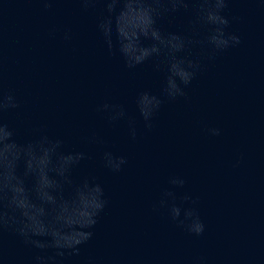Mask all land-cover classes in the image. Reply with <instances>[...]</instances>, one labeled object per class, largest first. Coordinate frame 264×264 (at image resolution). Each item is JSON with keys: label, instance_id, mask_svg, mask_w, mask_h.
Listing matches in <instances>:
<instances>
[{"label": "water", "instance_id": "obj_1", "mask_svg": "<svg viewBox=\"0 0 264 264\" xmlns=\"http://www.w3.org/2000/svg\"><path fill=\"white\" fill-rule=\"evenodd\" d=\"M224 14L241 43L212 59L207 45L190 46L180 55L201 68L187 98L169 100L162 94L166 67H155L163 57L129 69L115 36L116 54L109 53L97 29L107 15L103 3L85 11L79 0H54L44 10L40 0H0V86L19 103L4 122L21 143L46 134L63 140L64 152H84L71 178L99 183L108 201L93 238L79 256L58 257L60 264H264V0H229ZM193 18L181 10L158 25L203 39L207 29L193 32ZM143 91L164 101L151 130L136 105ZM104 103L123 105L126 117L110 123L97 111ZM105 152L127 163L113 172ZM165 190L176 194L181 219L184 209H197L203 235L178 227L167 209L155 210ZM184 195L197 203H181ZM37 251L5 232L0 264H32Z\"/></svg>", "mask_w": 264, "mask_h": 264}, {"label": "clouds", "instance_id": "obj_2", "mask_svg": "<svg viewBox=\"0 0 264 264\" xmlns=\"http://www.w3.org/2000/svg\"><path fill=\"white\" fill-rule=\"evenodd\" d=\"M44 10L52 7L54 0H40ZM87 11L97 3H103L104 15L97 24L104 37L109 53L115 55L113 36L127 68L133 69L152 58L158 59L155 67H166L167 76L162 94L169 100L187 98L185 89L192 83L201 65L185 53L190 46L207 45L209 58L241 43L235 33L229 32L231 23L225 15L229 0H79ZM193 12L189 21L191 30L198 32L206 28L203 39L176 32H165L158 25L170 13ZM232 20L239 19L232 17ZM54 31L50 35H54ZM69 32L64 39L69 40ZM146 41L150 43H145ZM164 101L148 91L140 92L136 105L151 130L152 120ZM19 107L14 94L5 93L0 86V255L3 250V236L10 232L31 249L38 250L32 264H60L58 257L79 256L81 246L94 236L93 229L108 201L102 186L85 178L75 183L73 169L86 159L84 152L62 151L64 141L41 134L37 138L21 143L16 133L4 122L3 114ZM108 114L109 122L126 117L123 105L104 103L97 108ZM131 136L135 139V121L128 118ZM212 136L221 135L219 128H210ZM104 166L119 172L127 163L123 156L112 152L103 154ZM239 160L236 165H239ZM22 169V171H21ZM169 183L182 188L185 181L171 178ZM173 191L165 190L155 210L165 208L177 226L195 236L203 235L205 225L195 207L184 209L181 219V205ZM197 201L189 195L181 203ZM51 250L52 254L49 255ZM88 264H92L89 261Z\"/></svg>", "mask_w": 264, "mask_h": 264}]
</instances>
